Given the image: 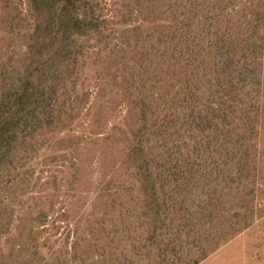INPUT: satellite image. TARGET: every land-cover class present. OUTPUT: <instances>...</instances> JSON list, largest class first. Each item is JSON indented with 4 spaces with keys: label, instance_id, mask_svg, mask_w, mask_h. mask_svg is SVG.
Masks as SVG:
<instances>
[{
    "label": "rangeland",
    "instance_id": "obj_1",
    "mask_svg": "<svg viewBox=\"0 0 264 264\" xmlns=\"http://www.w3.org/2000/svg\"><path fill=\"white\" fill-rule=\"evenodd\" d=\"M196 259L264 264V0H0V264Z\"/></svg>",
    "mask_w": 264,
    "mask_h": 264
},
{
    "label": "trees",
    "instance_id": "obj_2",
    "mask_svg": "<svg viewBox=\"0 0 264 264\" xmlns=\"http://www.w3.org/2000/svg\"><path fill=\"white\" fill-rule=\"evenodd\" d=\"M185 19V12L182 9H174L171 12V18L167 25L155 26L152 28L154 33V39L157 40V45L159 46L154 48L149 44H143L140 49V54L137 55L133 53V70L138 69H149L152 68V64H148L147 56L152 50L158 51L159 55H162V50H164V45L167 43V37L173 39V43L176 46L178 43L184 44L186 41H193V38H197V30L195 26H187L186 22L182 20ZM163 40V42H162ZM143 59V60H142ZM198 260H193V264Z\"/></svg>",
    "mask_w": 264,
    "mask_h": 264
}]
</instances>
